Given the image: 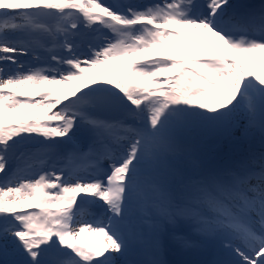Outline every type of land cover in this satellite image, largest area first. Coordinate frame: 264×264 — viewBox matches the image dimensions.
<instances>
[{
	"label": "snow or ice",
	"instance_id": "6c2138e0",
	"mask_svg": "<svg viewBox=\"0 0 264 264\" xmlns=\"http://www.w3.org/2000/svg\"><path fill=\"white\" fill-rule=\"evenodd\" d=\"M237 129L264 0H0V264H264V162L204 147Z\"/></svg>",
	"mask_w": 264,
	"mask_h": 264
},
{
	"label": "trees",
	"instance_id": "16d2710c",
	"mask_svg": "<svg viewBox=\"0 0 264 264\" xmlns=\"http://www.w3.org/2000/svg\"><path fill=\"white\" fill-rule=\"evenodd\" d=\"M211 148L206 149L207 153L212 156H219L221 163L237 169L240 165L248 164L252 170L259 171L260 164L264 162V137L261 139L251 138L241 147L237 139L230 142L210 143ZM255 163H252V162Z\"/></svg>",
	"mask_w": 264,
	"mask_h": 264
},
{
	"label": "rangeland",
	"instance_id": "374dc122",
	"mask_svg": "<svg viewBox=\"0 0 264 264\" xmlns=\"http://www.w3.org/2000/svg\"><path fill=\"white\" fill-rule=\"evenodd\" d=\"M103 2L104 3H112V0H103ZM133 2L134 3H141V4H143V3H151V2H153V0H151V1H147V0H133ZM156 2H158V0H156ZM235 2H238V3L258 2V0H235ZM84 43L85 44L93 43L91 34H88L84 38ZM166 43H168V44H173L174 43L177 46H181V47H191V46H195L194 44L185 43L183 41H175V42L168 41ZM168 50H169L168 48H165V49H159L158 51H168ZM234 136H235V139L238 140V142H239V144H240L241 147H244L245 146V142L249 141L251 138H257V139H261L262 138L261 134L258 131L254 132L253 134H251V135H249L247 137L242 136V133H241V130L240 129H237L236 130ZM214 142L215 141H206L204 147H206V149L209 150L211 148V144L210 143H214ZM169 227H171V226H169L167 224L162 225V228H165V229H167ZM177 227H178V230L183 231V232H186L188 230L187 229V226L185 224H183V223L179 224ZM171 245L172 244L170 242L167 243L165 245V247H164V250H163L162 254H164V255H170L171 254V251H170L171 248H175L176 249V247H173ZM175 254H176V252H175ZM184 254H185V252H184ZM199 258H202V257L198 256L196 253H186V255L184 256V258L181 257V259H182V261L184 263L187 262V261H191V260H195V259H199ZM180 264H182V262H180Z\"/></svg>",
	"mask_w": 264,
	"mask_h": 264
},
{
	"label": "bare ground",
	"instance_id": "6f19581e",
	"mask_svg": "<svg viewBox=\"0 0 264 264\" xmlns=\"http://www.w3.org/2000/svg\"><path fill=\"white\" fill-rule=\"evenodd\" d=\"M147 1H151V0H147ZM105 34H107V33H105ZM171 246L175 247L173 244ZM170 251H171L170 255L162 254V258L164 260H166L168 262V264H180V262H182V264H185L182 261L181 257L184 258V256L186 255V252L184 254V252L179 251V249H177V248L176 249L175 248H171ZM175 252H176V254H175Z\"/></svg>",
	"mask_w": 264,
	"mask_h": 264
}]
</instances>
